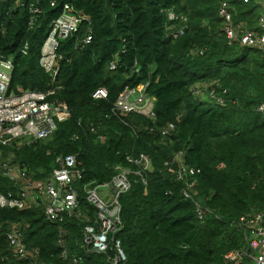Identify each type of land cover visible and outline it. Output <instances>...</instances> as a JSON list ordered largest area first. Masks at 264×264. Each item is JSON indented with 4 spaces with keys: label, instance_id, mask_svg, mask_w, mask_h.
I'll list each match as a JSON object with an SVG mask.
<instances>
[{
    "label": "trees",
    "instance_id": "obj_1",
    "mask_svg": "<svg viewBox=\"0 0 264 264\" xmlns=\"http://www.w3.org/2000/svg\"><path fill=\"white\" fill-rule=\"evenodd\" d=\"M225 2L236 25L261 31L259 0H0V55L14 66L10 91L57 86L55 98L71 111L48 139L0 146V194L17 197L27 182H47L67 155L76 156L83 171L73 183L79 211L61 222L47 218L36 194L38 203L24 210L0 207V264H75L79 258V264H113L114 251H90L83 230L96 221L85 186L110 183L117 167L132 172V186L119 198L123 227L115 239L127 258L122 264H233L225 255L245 242L232 223L264 211V113L258 111L264 105V57L259 48L228 42L219 15ZM32 4L40 15L29 26ZM65 5L91 24L61 43L53 85L40 61ZM89 31L93 41L85 45ZM141 84L156 100V119L114 115L120 94ZM211 88L217 98L204 99ZM99 89L107 90L106 99L93 98ZM169 124L174 130L164 134ZM181 151L201 171L194 202L183 197L172 164ZM140 154L151 161L146 183L127 160ZM195 203L205 211L202 220ZM15 227L33 257L13 254L8 235Z\"/></svg>",
    "mask_w": 264,
    "mask_h": 264
},
{
    "label": "built area",
    "instance_id": "obj_2",
    "mask_svg": "<svg viewBox=\"0 0 264 264\" xmlns=\"http://www.w3.org/2000/svg\"><path fill=\"white\" fill-rule=\"evenodd\" d=\"M13 1L16 2V5L20 4V0ZM241 1L247 4L251 2V0ZM259 3L263 8V16L259 19L261 31L245 29L243 24L236 25L230 7L226 2L220 6L219 15L229 43H237L241 47L259 48L264 57V0H259ZM54 5L52 3V6ZM29 11L31 14L29 26H33L40 15V10L32 4ZM169 18L174 20L175 15L170 13ZM83 23L91 24V21L86 16L79 15L72 6L65 5L62 16L52 24L51 31L42 48L40 64L47 73L52 75L53 85L56 83L60 63L63 60L58 54L60 45L76 33ZM92 41L93 36L89 31L84 44H90ZM27 51L28 45L24 47L23 53L26 54ZM117 67L118 63L115 61L110 68L114 71ZM13 70V63L5 60L0 55V146H7L11 142L20 139L37 141L50 138L57 131L58 125L67 121L71 116L69 107L55 98L59 87L54 86L47 92L26 91L14 94L10 91ZM148 87V84H141L136 88H126L120 94L112 113L116 116L136 114L155 120L154 107L156 100L148 94ZM200 89L201 87L195 88L197 93L200 92ZM107 95L106 89H99L93 95V98L95 100L106 99ZM207 96L209 99H216L215 89H209ZM218 100L223 103L220 99ZM258 111L264 113V105L260 106ZM173 130L174 125L169 124L163 133L167 134ZM127 160L130 164L140 168L134 174L146 183L143 174L151 169L150 159L146 155L140 154L138 157L128 156ZM57 162L59 168L54 170L47 182H27L21 193L17 194V197L12 193L7 196L0 194V207L24 210L32 204L38 203L35 197L36 194L39 196V200L44 202L43 207L50 221L61 222L65 216L74 215L80 207L79 196L73 188V183L83 179V171L79 169L76 156L67 155L59 158ZM172 164L177 166V178L184 184L183 197L194 202V198L198 195V179L196 176L201 171L187 164L185 152L183 151L175 155ZM5 169L10 175H14L13 171L8 170L7 166H5ZM116 169L118 173L110 183L104 185L92 183L85 186L87 199L96 209V221L85 226L83 238L85 246L90 251L106 253L111 249L115 254L113 264H122L126 262L127 258L121 241L115 239V235L123 227L119 198L130 190L132 186L130 175L132 172L121 167ZM16 177L22 179L25 174ZM195 204L198 218L202 220L205 211L197 203ZM232 227L244 232L245 245L241 249L229 252L225 255V260L233 264H264V211L242 216L232 223ZM8 240L13 254L20 260L33 257L23 243L19 227H15L9 233ZM66 254L65 252L62 255L63 259L66 258ZM81 260V258L75 259L74 263L79 264ZM34 264H36V261Z\"/></svg>",
    "mask_w": 264,
    "mask_h": 264
},
{
    "label": "rangeland",
    "instance_id": "obj_3",
    "mask_svg": "<svg viewBox=\"0 0 264 264\" xmlns=\"http://www.w3.org/2000/svg\"><path fill=\"white\" fill-rule=\"evenodd\" d=\"M203 98L206 99V100L209 99L208 96H207L206 94L203 95Z\"/></svg>",
    "mask_w": 264,
    "mask_h": 264
}]
</instances>
